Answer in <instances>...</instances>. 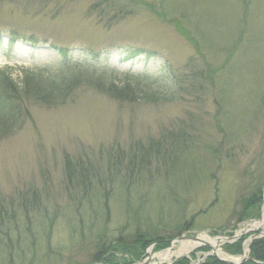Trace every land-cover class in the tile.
Returning a JSON list of instances; mask_svg holds the SVG:
<instances>
[{
	"label": "rangeland",
	"instance_id": "rangeland-1",
	"mask_svg": "<svg viewBox=\"0 0 264 264\" xmlns=\"http://www.w3.org/2000/svg\"><path fill=\"white\" fill-rule=\"evenodd\" d=\"M0 73L22 101L0 116V264H107L114 243L151 264L187 242L156 237L262 218L264 0H0ZM163 143L143 169H108L110 151ZM88 159L99 169L74 177ZM260 189V213L240 221ZM262 233L162 264H246Z\"/></svg>",
	"mask_w": 264,
	"mask_h": 264
},
{
	"label": "trees",
	"instance_id": "trees-1",
	"mask_svg": "<svg viewBox=\"0 0 264 264\" xmlns=\"http://www.w3.org/2000/svg\"><path fill=\"white\" fill-rule=\"evenodd\" d=\"M14 41L11 40V45L13 46ZM1 75V73H0ZM4 77V76H3ZM3 77H0V116L6 120L7 123L13 122L17 115H18V106L22 105V101H21V97L19 96V94L17 95V89L15 88V86H12L10 84L11 83V79L8 78L9 82H7L6 80H3ZM53 81V80H52ZM55 84V81L52 82V85ZM52 88V87H51ZM16 90V91H15ZM15 92V93H14ZM20 92V91H19ZM38 97V95H37ZM26 98H28L26 96ZM44 98V97H43ZM53 98L55 99L54 102L58 103L59 101H61L62 99H59V96H53ZM50 96H47L45 99H53ZM43 102V101H41ZM52 102V103H54ZM47 103V102H44ZM52 103H48V104H52ZM156 147V152L157 153H161V149L164 148V143L163 146L162 144H157V145H152L153 151L152 149H139L138 147H135L133 149V156H130V154L128 153L125 154L123 151L120 152H108L109 154L106 156L107 159V166L108 169L110 170H116V171H120V170H125L127 173H130V171H135V169H143V167L146 165V163L148 164V162L151 160V158L154 156V149ZM128 158V159H127ZM79 165L77 167H74L75 169L73 170L70 169L71 171H73V176L75 177L76 174V169L79 168L82 170L87 169V171H91L93 170L95 172L96 168L93 164L88 163L91 162V160H87V165L86 166H82L83 161H79ZM81 166V167H80ZM124 167V168H123ZM102 168H104L102 166ZM83 176V175H82ZM84 178V179H83ZM82 180H86V182H81L79 183L84 190L86 191L87 189V179L83 176ZM88 190V189H87ZM261 191L262 189H260L259 194L256 197H254L253 199L256 198V200H254L251 203H248L247 205L245 204L244 209L245 212L247 214L248 211H250L247 215H242V217L240 218V221L246 220L248 218H252L257 216L260 213L261 210V205H262V198H261ZM251 213V214H250ZM141 234V235H140ZM139 235L136 236V240L134 241V245L129 247V248H133L134 252H133V257L135 260H139L140 255L144 252V250L146 249L147 245H148V241L150 240V238L152 236H150V238L142 233H140ZM156 240L158 241L157 247L159 248H164L167 247L170 243L167 241L165 242L166 239H163L162 237H156ZM118 248H125L124 250H127L128 247L125 246H120L118 243H114L109 247V250H107V256L105 258V263L107 264H121V262L126 264V259L124 260H119L118 257L116 256V252L118 251ZM227 248L229 249H234L235 252H241L242 249V240H240V242H238V244H233V245H227ZM125 253H127V251H124ZM251 254H252V258L255 261H251L248 262L246 264H264V237H262L261 239H258L256 241L253 242L252 244V248H251ZM175 264H189V262L186 259H182L179 260L177 263ZM204 264H225L223 262L218 261L217 259L212 258L210 261L204 263Z\"/></svg>",
	"mask_w": 264,
	"mask_h": 264
},
{
	"label": "bare ground",
	"instance_id": "bare-ground-1",
	"mask_svg": "<svg viewBox=\"0 0 264 264\" xmlns=\"http://www.w3.org/2000/svg\"><path fill=\"white\" fill-rule=\"evenodd\" d=\"M264 230V211H263V216L262 219L253 222L249 224L244 230L242 231H258V230ZM199 240L194 241V240H186L187 242H184L179 246V248L176 249H168L166 251H163L161 253L156 254L155 256L157 257V260L155 263L151 264H162L164 262H170L173 257H178L182 255H188L190 252H192L196 247H199L201 245H205L206 243L209 244L213 252L218 253V250L220 249L221 243L226 241V238L223 237H210L208 233H203V234H198ZM226 257V256H225ZM232 261H235V258L232 257H226Z\"/></svg>",
	"mask_w": 264,
	"mask_h": 264
},
{
	"label": "water",
	"instance_id": "water-1",
	"mask_svg": "<svg viewBox=\"0 0 264 264\" xmlns=\"http://www.w3.org/2000/svg\"><path fill=\"white\" fill-rule=\"evenodd\" d=\"M263 211H264V206H263ZM262 219V218H261ZM260 219V220H261ZM248 231H244L243 233H237V234H234L233 236H224L223 238H226V243H230V242H234L236 239H238L242 234L244 233H247ZM263 236H264V233H262ZM259 234H253L251 240L253 241L254 239H256L258 237ZM183 240H194V241H198L199 240V236L198 235H181L180 237H176L175 239L173 240H168V242L172 244L176 243V242H180V241H183ZM157 242H155L154 244H156ZM205 246H208L210 248H212L209 244H205ZM244 257V256H243ZM242 257V261L245 260V258ZM248 259H250V257H247ZM228 262V260H226ZM230 263H233L232 260L229 261ZM146 262H138V263H135V264H145Z\"/></svg>",
	"mask_w": 264,
	"mask_h": 264
}]
</instances>
